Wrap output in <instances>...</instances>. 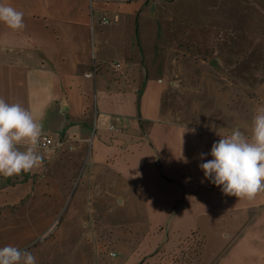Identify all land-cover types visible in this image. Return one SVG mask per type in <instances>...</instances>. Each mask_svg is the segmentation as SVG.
Instances as JSON below:
<instances>
[{"label": "crops", "instance_id": "0c3cea01", "mask_svg": "<svg viewBox=\"0 0 264 264\" xmlns=\"http://www.w3.org/2000/svg\"><path fill=\"white\" fill-rule=\"evenodd\" d=\"M0 4L23 12L25 25L12 30L0 22V97L29 110L55 142L40 149L42 170L0 176V247H21L63 210L75 216L86 197L105 229L112 210L142 200L151 219L172 217L174 237L162 224L138 226L132 250L123 239V264H144L138 255L146 264H171L168 254L184 241L173 221L179 213L189 219L188 238L223 216L234 230L242 227L216 264H264V192L252 200L226 196L199 168L218 134H250L264 106V0ZM94 64L96 76L87 77ZM87 246L83 264H93ZM34 256L37 264H52Z\"/></svg>", "mask_w": 264, "mask_h": 264}, {"label": "clouds", "instance_id": "9594fccd", "mask_svg": "<svg viewBox=\"0 0 264 264\" xmlns=\"http://www.w3.org/2000/svg\"><path fill=\"white\" fill-rule=\"evenodd\" d=\"M23 12L0 4V22L12 30L24 28ZM193 134L195 129L191 130ZM200 154L199 168L204 179L220 187L226 196L252 200L264 192V106L256 109L250 134L234 128ZM44 130L31 112L19 103L0 97V176L13 177L42 170L44 156L40 149ZM210 155L212 159L206 160ZM188 163L187 158H183ZM203 183V181H201ZM0 264H37L28 249L0 247Z\"/></svg>", "mask_w": 264, "mask_h": 264}, {"label": "rangeland", "instance_id": "374dc122", "mask_svg": "<svg viewBox=\"0 0 264 264\" xmlns=\"http://www.w3.org/2000/svg\"><path fill=\"white\" fill-rule=\"evenodd\" d=\"M183 109L184 107H179L177 112L183 114L185 111ZM84 169L85 165L79 169L77 178L75 179V198L84 183ZM91 200L93 199L86 197L85 206H75V216H72L70 213L65 214L63 210L57 215L50 217L53 220L51 225L45 231L27 234V238L20 243V248L28 249L33 255L37 254L44 258V260L50 258L52 259V264H83L85 258H83L82 253L84 247L87 246V240L85 242H82V240L87 238L91 243L87 246V251H90L92 255L94 254L92 258L93 264H123V261L128 258L121 246L124 240H126V246L132 250L131 248L138 241L139 235L135 233L138 226L150 228L151 225L160 226L162 224L161 226L165 230L166 236L169 233L167 238L174 237V233L172 232L173 224L169 221L172 217H154L151 219V217L145 214L144 209H141L142 200H137L139 207L134 206L128 207L129 209L112 210L110 216L112 225L109 229H105L99 218L94 217L95 219L93 220L94 210L93 201ZM117 203L120 207L119 200ZM228 218V216L220 217L219 220L209 223L203 232H200L199 229V234H194L188 238L187 236L190 232L186 226L189 225V219L179 213L173 221L175 222L174 225L180 224V234L178 233V235L184 241L179 248L168 254L173 259L171 264H216L241 234L240 230L242 227L238 229L235 227L234 230L229 225ZM79 220H81L82 224L79 223ZM125 226H129L127 231H125ZM201 226L202 223L200 222L199 228ZM80 229H84L85 232L82 233ZM68 230H72V232ZM86 232L88 233L87 236L84 235ZM68 235L71 238L61 243L63 237ZM111 238L116 241L120 239L124 240L121 243H112ZM158 248L154 249L152 253ZM112 252H116L118 256L113 258L111 256ZM89 255L91 256V254ZM142 256L138 255L137 261L146 264L144 262L145 257L142 258Z\"/></svg>", "mask_w": 264, "mask_h": 264}, {"label": "built area", "instance_id": "2783aa9c", "mask_svg": "<svg viewBox=\"0 0 264 264\" xmlns=\"http://www.w3.org/2000/svg\"><path fill=\"white\" fill-rule=\"evenodd\" d=\"M168 1H174V0H168ZM104 23L108 24L110 21L108 19H104ZM112 66L114 67L115 71H119L122 67V65L118 62L112 63ZM98 67L94 64L93 70L86 74L87 77L94 78L97 74ZM111 130H114L113 127H111ZM54 139L52 136L44 135L42 139V147L41 148H49L54 145ZM111 255H115L114 253H111Z\"/></svg>", "mask_w": 264, "mask_h": 264}]
</instances>
